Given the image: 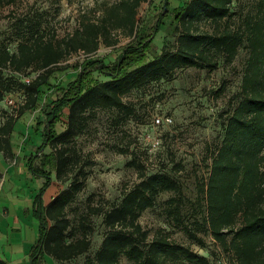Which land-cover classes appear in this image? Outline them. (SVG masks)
Segmentation results:
<instances>
[{
	"label": "trees",
	"instance_id": "1",
	"mask_svg": "<svg viewBox=\"0 0 264 264\" xmlns=\"http://www.w3.org/2000/svg\"><path fill=\"white\" fill-rule=\"evenodd\" d=\"M147 1L104 3L98 22L81 20L62 37L46 34L39 14L21 16L12 22L15 50L9 51L0 43V99L14 90L23 94L14 113L6 114L0 123V152L6 159L14 158L12 134L19 118L39 109L44 119L41 122L36 116L32 131H39L41 143L28 158V169L44 178L39 195L52 173L57 181L66 184L46 205L37 200L39 236L30 247L29 264H40L44 255L60 263L83 256L79 264L218 262V258L213 261L208 255L172 241L163 229L149 239L138 222L141 213L155 204L159 193L169 191L174 195L164 201L166 215L182 223L181 185L166 171H140L139 180L124 190L118 201L108 206L87 203L82 212L70 218L69 211L76 210L72 204L84 185L86 167L93 163L88 153L75 147V137L86 131L100 110L130 115L132 106L123 98L131 91L170 79L184 67L213 70L220 61L232 63L240 48L246 50L240 85L222 110V133L209 152L207 177L196 196L202 212L192 223L195 231L208 233L220 253L230 257L233 264H264V0H250L247 8L240 11L233 8L234 1L240 0H183L172 9L173 45L169 47L165 41L156 52L151 51L152 43L163 27L161 15H165L162 11L167 9V0L150 33L142 27L137 29L138 9ZM117 30L130 39L112 62L87 58L73 65L78 71L72 80L63 84L50 81L54 67L67 56L77 51L91 54L99 43L111 45L115 40L110 33ZM2 69L25 77L29 69L35 75L25 82L24 78L4 75ZM46 92L51 94L48 99L44 97L47 103L43 108L39 106L40 95ZM64 113L62 128L57 130ZM46 147L48 151L44 152ZM95 215L101 216L105 229L98 247L91 252V216ZM184 229L204 246L196 232ZM0 264L7 263L0 259Z\"/></svg>",
	"mask_w": 264,
	"mask_h": 264
},
{
	"label": "rangeland",
	"instance_id": "2",
	"mask_svg": "<svg viewBox=\"0 0 264 264\" xmlns=\"http://www.w3.org/2000/svg\"><path fill=\"white\" fill-rule=\"evenodd\" d=\"M115 1L0 0V43L5 44L9 51L15 50L16 40L12 22L18 17L39 14L43 20L44 32L62 37L72 32L81 20L98 22L103 4H111ZM182 1L167 0V9L162 11L165 15H161L163 27L154 36L152 52L159 51L165 41L169 47L173 45L174 36L171 35L170 28L172 9L179 6ZM164 2L165 0H149L142 3L137 14V29L142 27L146 33H150L155 21L162 14L161 8ZM249 2L250 0L234 1L233 8L236 11L242 8L244 10ZM201 28L206 26L201 25ZM110 38L115 42L111 45L99 43L98 48L91 54L77 51L67 56L54 67L50 81L64 83L66 80H72L78 71L73 65L87 58H101L112 62L130 38L118 30L111 31ZM245 57V48H240L232 63L223 64L220 61L213 70L184 67L177 69L170 79L131 91L123 98L132 106L133 112L130 115L123 116L114 111H98L86 131L75 137V147L83 153H88L93 163L86 167L84 185L72 204L76 210L69 211V217L73 218L77 212H82L87 203H102L108 206L118 201L123 191L139 180L140 171L146 174L166 171L181 185L184 197L182 223L168 217L164 209V201L174 194L169 191L161 192L155 204L145 209L138 217V222L148 232L149 239L158 229H163L164 234L172 241L189 246L199 254L208 255L213 261L218 258L216 264H233L230 257L226 258L220 253L218 244L208 233L195 231L192 221L199 219L202 212L196 200L197 192L200 183L207 177L209 152L222 133V110L227 107L229 96L239 88ZM64 66L68 68L63 71L58 69ZM1 71L4 75H12L17 79L25 77L8 69ZM27 71L28 73L25 74L30 77L35 75V72L29 69ZM94 75L96 76V73ZM99 78L102 79L101 76ZM50 94L51 92H46L40 95V107H45ZM44 97L47 99L43 100ZM22 100L23 94L20 91L14 90L4 94L0 99V123L3 122L6 114L14 113ZM154 115H168L172 118V122L154 127L152 125ZM36 116L43 122L44 114L39 109L24 113L12 134L16 148L24 145L20 155L22 159L24 152L33 155L41 143L39 131H32ZM116 117L120 119L115 123L113 119ZM64 119L65 113L56 126L57 130L62 128L61 123ZM153 136L159 137L160 145L150 150L148 137ZM43 151L47 152L48 148ZM52 176L55 178L54 173ZM60 184L62 188L66 186ZM91 221L94 229L90 235V251L93 252L98 247L105 228L101 223L100 215L91 216ZM184 227L196 232L203 239L204 246L190 238L185 233ZM82 259L83 256H79L66 263L79 264ZM164 264L180 263L167 260Z\"/></svg>",
	"mask_w": 264,
	"mask_h": 264
},
{
	"label": "crops",
	"instance_id": "3",
	"mask_svg": "<svg viewBox=\"0 0 264 264\" xmlns=\"http://www.w3.org/2000/svg\"><path fill=\"white\" fill-rule=\"evenodd\" d=\"M23 146L19 149L13 144L14 158L10 160L0 152V259L7 264H29L30 247L39 236V221L35 215L37 200L44 206L62 188L51 175L39 195L44 178L29 171L28 158L32 154L24 152L22 159ZM47 263L67 264L44 255L40 264Z\"/></svg>",
	"mask_w": 264,
	"mask_h": 264
},
{
	"label": "built area",
	"instance_id": "4",
	"mask_svg": "<svg viewBox=\"0 0 264 264\" xmlns=\"http://www.w3.org/2000/svg\"><path fill=\"white\" fill-rule=\"evenodd\" d=\"M30 77H24L25 82H29ZM9 102L12 103V100L9 99ZM172 122V118L168 115L158 116L154 115L152 118V125L154 127H159L163 124H170ZM149 140V149H156L160 145V139L158 136L148 137Z\"/></svg>",
	"mask_w": 264,
	"mask_h": 264
}]
</instances>
